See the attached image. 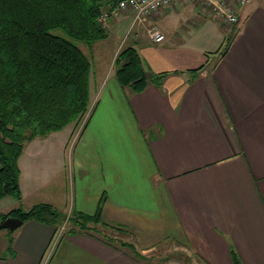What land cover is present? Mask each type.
<instances>
[{"label": "crops", "instance_id": "crops-1", "mask_svg": "<svg viewBox=\"0 0 264 264\" xmlns=\"http://www.w3.org/2000/svg\"><path fill=\"white\" fill-rule=\"evenodd\" d=\"M191 1L136 24L111 17L107 36L130 30L128 46L159 82L139 92L118 82L121 42L104 76L91 67L82 131L70 123L36 137L18 158L21 201L100 211L125 231L67 233L27 219L0 264H233L232 249L242 264H264V0L239 7L227 29ZM151 25L163 41L149 37ZM165 243L179 255L155 262Z\"/></svg>", "mask_w": 264, "mask_h": 264}, {"label": "trees", "instance_id": "trees-1", "mask_svg": "<svg viewBox=\"0 0 264 264\" xmlns=\"http://www.w3.org/2000/svg\"><path fill=\"white\" fill-rule=\"evenodd\" d=\"M104 4L105 0H0V199L22 197L18 158L25 144L78 124L88 111L91 61L75 41L92 46L107 37V28L98 20ZM230 40L225 37L221 55ZM114 66L118 82L137 92L162 76L147 74L133 46L120 49ZM8 216L55 228L67 219V233L97 224L125 231L104 222L100 211L93 215L72 211L67 216L47 202L12 208L1 220ZM8 242L9 250L12 239ZM119 244L142 258L131 243ZM231 253L233 264H242L234 249Z\"/></svg>", "mask_w": 264, "mask_h": 264}, {"label": "rangeland", "instance_id": "rangeland-1", "mask_svg": "<svg viewBox=\"0 0 264 264\" xmlns=\"http://www.w3.org/2000/svg\"><path fill=\"white\" fill-rule=\"evenodd\" d=\"M261 1V0H259ZM190 3H192V1L190 0ZM192 8V7H191ZM224 27L227 29L228 27L231 26V24H223ZM127 28V27H126ZM234 29V26H233ZM232 29V30H233ZM130 30L127 31V29H124V31H120L119 33H110L107 38L97 41L94 43V45L89 46L86 45L84 42H79V41H75L83 50V52L86 54V56L89 58V60L91 61V67L94 73V76L96 77V79H98L99 77L104 76V74H106V68L108 66V62H110L111 60V56H112V52L113 50L116 48V46H118V44H120L121 42V47L119 48V51L121 48H123L124 46H128L129 43V39L130 37H128V33ZM55 33L60 34L65 36V33L61 30V29H55L54 30ZM212 59V58H211ZM89 109L88 111L84 114V116L82 117V119H80L78 124H75V133L78 135L82 129L84 128V125L86 123V120L88 119L89 116ZM33 203H31V201L26 200H18L12 196H5L4 198H2L0 200V222L2 221V216L3 214L9 212L12 208L14 207H21L23 209H28L29 207L32 206ZM60 209V208H59ZM60 211L63 214H67V216L70 213H67L66 211L64 212L63 209H60ZM70 226V223L67 219H64V221L59 224V226L57 227V229L59 228V231H66L68 230ZM14 231H9L7 228H1L0 229V255H10L12 254V250L11 249H4L3 246L8 243L9 244V240H11L13 238L14 235ZM115 232H118L119 234L117 235H121L122 231L119 230H114ZM108 232V230H107ZM112 233V232H110ZM174 245L170 244V243H165V244H161L159 246H157V250L155 253H157V255H152L154 256V260L155 262H159L157 259H159V257L166 255L167 256H175L179 255L178 250L177 251H173Z\"/></svg>", "mask_w": 264, "mask_h": 264}, {"label": "built area", "instance_id": "built-area-1", "mask_svg": "<svg viewBox=\"0 0 264 264\" xmlns=\"http://www.w3.org/2000/svg\"><path fill=\"white\" fill-rule=\"evenodd\" d=\"M178 0H105L101 7L99 22L107 27L111 17L116 18L121 15H130L133 24L144 22L153 15H158L167 7H170ZM202 8L208 10L217 19L229 24L237 22V10L252 0H194ZM149 37L154 42L164 40V34L160 29L151 25L147 28Z\"/></svg>", "mask_w": 264, "mask_h": 264}, {"label": "water", "instance_id": "water-1", "mask_svg": "<svg viewBox=\"0 0 264 264\" xmlns=\"http://www.w3.org/2000/svg\"><path fill=\"white\" fill-rule=\"evenodd\" d=\"M23 223V220L19 217L8 216L0 222V229L7 228L9 231L15 230Z\"/></svg>", "mask_w": 264, "mask_h": 264}]
</instances>
